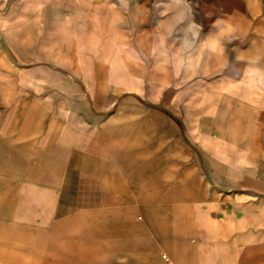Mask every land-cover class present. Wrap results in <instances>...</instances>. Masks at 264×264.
I'll return each instance as SVG.
<instances>
[{
  "label": "rangeland",
  "instance_id": "374dc122",
  "mask_svg": "<svg viewBox=\"0 0 264 264\" xmlns=\"http://www.w3.org/2000/svg\"><path fill=\"white\" fill-rule=\"evenodd\" d=\"M130 1L146 3L142 13L150 16L149 23L129 17L126 11ZM229 1L233 6L239 2ZM240 1L264 6V0ZM167 2L0 0V61L13 69L11 72L0 64V107L27 103L25 111L0 113V223L4 226L0 230V263L9 264L6 259L20 256L21 261L13 264H75L68 254L69 239L98 230L105 237L114 231L115 252L109 253L105 240L94 236L85 242L94 252L78 257L80 264H136L139 259L159 264H242L240 254L245 245L264 240V169L257 161L264 164L263 148L203 146L198 135L209 132L195 119L180 115L176 94L146 91L140 75L132 78L130 88L119 80L145 59L142 46L183 47L178 26L171 27L167 36L161 30L162 21L174 13ZM108 3L123 4L124 15H104L99 7ZM196 8L195 17L189 5L180 12L195 22L212 17L222 7L219 0H198ZM93 24L110 48L97 52L96 63L90 64L86 62L89 53L77 49L75 40L80 25L90 32ZM4 33L14 36L17 51L5 43ZM226 35H230L226 45L230 48V66L235 60L232 48L237 34L227 30ZM255 48L264 51V41H258ZM60 61L70 63L71 68L60 65ZM243 67L241 62L236 66ZM33 68L60 74L64 87H58L52 78L28 73ZM18 70L23 72L24 81L19 80ZM152 80L159 86L172 83L164 76ZM218 86V81L212 82L213 89ZM91 87L99 91L98 95H90ZM110 87L117 91L103 94ZM97 111L122 125L127 145L121 159H100L82 148V137L88 123L97 119L92 115ZM152 116H164L167 131L162 133ZM237 151L243 157L239 158ZM128 158H135L137 164H127ZM235 165L244 170L246 182H231L223 174L224 169ZM21 178L62 186L67 202H63L53 226L32 230L18 223L13 196ZM108 187L125 194L116 197V208L124 211L115 216L124 215L126 223L114 229L99 202L102 197H93L95 202L89 204L68 202L71 193L80 196L95 189L100 194ZM146 204L162 210L164 218L176 225L180 223L175 213L185 206L208 210L207 225L199 228L220 231L210 242L214 251L205 257L174 256L145 219ZM242 214L249 217L241 219ZM199 228L190 222L183 231L197 233ZM120 241L131 245L119 246ZM135 242L141 243V249H135Z\"/></svg>",
  "mask_w": 264,
  "mask_h": 264
},
{
  "label": "crops",
  "instance_id": "0c3cea01",
  "mask_svg": "<svg viewBox=\"0 0 264 264\" xmlns=\"http://www.w3.org/2000/svg\"><path fill=\"white\" fill-rule=\"evenodd\" d=\"M166 1H168L167 6L174 9V13L162 21L161 30L164 36H167L171 27L178 26L180 30L178 35L183 47L142 46V51L147 53L145 59L132 67L129 75L119 76V80H123L125 87L130 88L132 78L140 75L144 78L146 91L157 90L159 95L161 93L176 94L178 102H175V105L180 115L184 119H195L196 124L209 132V135L206 133L198 135L199 142L203 146L207 145L211 148L256 147L264 150V51L255 48L258 41H264V6L259 3L245 5L240 0L233 6V2L229 0H219L221 11L215 10L212 17H206L204 20L197 19L194 22L187 13L181 14L180 10L184 11L189 5L195 17L198 11L196 8L198 0ZM128 6L126 12L131 19L149 23L150 16L142 13L146 3L138 4L130 1ZM99 9L104 11V15H108L109 12L124 15L125 7L123 4L108 3L103 7L100 6ZM95 27L93 24L89 32L86 26L80 25L79 35L75 40L77 49L89 53L86 62L90 64L96 63L94 55L97 52H104L110 48L104 42L103 37L96 33ZM227 30L237 34L232 48L235 60L230 66L228 65L230 48L226 47L230 35H226ZM4 36L5 43L12 50L17 51L14 36L10 33H4ZM240 62L244 67L236 68ZM58 63L71 68L70 63L61 61ZM0 64L9 68L11 72L13 71L12 67L4 62L0 61ZM28 73L52 78L58 87H64L61 75L49 69L33 68L29 69ZM17 75L20 81H24L22 71L18 70ZM162 76L169 78L172 83L159 86L152 80ZM217 81L219 82L218 89H213L212 82ZM199 82H205V84L198 88L195 85ZM112 91H117V88H107L103 94ZM98 92L93 87L89 88L91 96L98 95ZM137 92L144 93L141 90ZM181 102H183L182 105ZM26 105L27 103H22L21 106L14 104L9 108L0 107V113L25 111ZM92 115L97 119L88 123L87 130L82 137V148L100 159H121L127 145V138L121 130L122 125L115 122L111 116H104L100 111L93 112ZM152 121L160 127L162 133L167 131L168 128L165 125L168 121L164 119V116H152ZM237 152L239 158L243 157V153ZM128 159L130 161L126 162L127 164H137L135 158ZM257 161L264 169L262 161L260 159ZM223 174L231 182L247 181L244 170L236 165L224 169ZM86 191L88 193L80 195L81 197L71 193L69 196L72 199H68V202L77 201L80 204H89L95 202L92 200L93 197H102L99 202L103 208L105 207V212L110 215L108 218L110 220L108 224L112 226L110 228L114 229L116 225L126 223L124 215L115 216L121 211L116 208V197H124L123 191L112 187L102 189L100 194L97 193L99 190L95 189ZM76 197L81 199L75 200ZM63 202L66 203L67 199L61 185L31 178L19 179L13 196V207L18 223L23 228L32 230L53 226ZM144 213L150 226L157 230L159 239L166 243L169 251L176 257L210 256L214 251L210 242L221 234L220 231L214 233L210 230H200L201 227L207 225L206 214H209V211L203 208L185 206L183 210L177 212L178 214L175 213L179 219L180 224L178 225L164 218L162 210L150 204L144 206ZM247 217L249 216L246 214L241 215V219H247ZM190 222L200 227V231L197 233L183 231V228L187 227ZM3 228L4 226L0 223V230ZM94 236L105 240L106 250L109 253L115 252L114 231L108 232L106 237L99 230L88 232L68 241L70 247L68 254L74 257L75 264L81 263L78 259L81 255L94 252L85 246V242H89ZM167 241H171L173 245L169 246ZM205 242L209 245H205ZM117 244L129 247L131 245L129 241L126 243L120 241ZM133 245L135 249H141L140 242H135ZM20 261L21 257L17 256L8 258L5 262L13 264ZM240 261L242 264H264V240L247 243L240 254ZM136 264H159V262L139 259Z\"/></svg>",
  "mask_w": 264,
  "mask_h": 264
},
{
  "label": "built area",
  "instance_id": "2783aa9c",
  "mask_svg": "<svg viewBox=\"0 0 264 264\" xmlns=\"http://www.w3.org/2000/svg\"><path fill=\"white\" fill-rule=\"evenodd\" d=\"M164 256V255H163Z\"/></svg>",
  "mask_w": 264,
  "mask_h": 264
}]
</instances>
